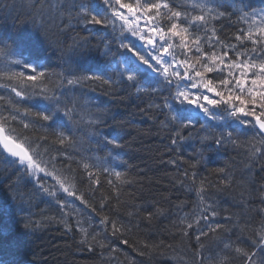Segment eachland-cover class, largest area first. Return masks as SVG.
<instances>
[{
  "label": "trees",
  "instance_id": "trees-1",
  "mask_svg": "<svg viewBox=\"0 0 264 264\" xmlns=\"http://www.w3.org/2000/svg\"><path fill=\"white\" fill-rule=\"evenodd\" d=\"M36 2L0 0V36L10 40L21 33H34L35 11L30 5ZM49 2L63 4V0ZM75 2H94L99 8L103 7L101 0ZM173 2L183 4L184 0ZM247 3L255 9L264 8V0H247ZM225 7H229L227 0ZM36 19L39 23L40 18ZM44 22L53 46L41 43L23 53L17 51L13 58L38 62L53 73L49 87L68 92L67 86L61 85L54 74L76 65L80 66L78 74L81 75L91 71L116 78L109 65L117 57L102 54L105 44L110 42L112 50L117 49L110 28L85 27L66 14L54 11L48 15L47 8ZM161 23L167 25L168 21ZM238 27L235 17L232 21L217 22L220 38L229 42H234ZM74 42H86V46L74 47ZM205 50L210 51L207 47ZM180 51L178 48L177 52ZM5 71L26 69L5 64L4 57H0V73ZM138 83L141 87L149 86L142 78ZM170 95L167 89L153 92L151 88L137 93L127 80L114 88L92 81L71 87L68 99L76 104L77 121L82 119L72 129L78 142L74 151L78 155L71 161L59 157L56 166L67 170L70 165L77 194L83 195L88 206L63 191L56 197L49 196L11 164L6 154L0 155V260L8 264H220L222 260L224 264H241L246 258L239 257L234 249L225 250L220 241L224 238L235 245L239 236L245 244H251L254 237L259 238L256 230L264 221V156L249 158L245 147L231 142L219 147L214 140L202 142L208 125L213 124L212 121L205 123L202 114L191 129V137L189 129H185L184 139H177L173 144V133L179 125L171 121L169 110L163 107L165 97ZM0 96H5V100L0 101V110L9 107V99H18L4 88H0ZM20 103L29 106L43 102L25 100ZM172 104L174 108L179 107L175 101ZM221 115L224 119L211 129L213 135L235 128L231 119L223 112ZM96 116H100L103 123L91 125L89 121ZM15 126L22 130V124ZM251 131L249 128L234 133V138L242 142ZM28 134L38 140L44 133L29 131ZM106 138L118 140L119 146L107 144ZM80 155L91 157L97 165L92 171L99 178L98 184H92L76 163ZM103 168L110 169V173H105ZM221 168L223 172L217 171ZM115 171L122 173L119 180ZM109 180L113 183L109 184ZM59 200L72 203V208L66 209L70 215L65 216ZM209 207L216 215L196 223L202 212L208 214ZM102 216L115 220L118 226H123L122 230L113 235L110 222L107 226L100 223ZM77 219L87 229L90 244L81 243L86 237L77 230ZM181 219L186 222L182 224ZM187 222L193 226L188 228ZM25 223L32 226L26 230ZM215 223L232 231L222 227L217 233L209 232L201 238L204 246L198 253L196 235L201 229L208 231V225ZM185 231L189 235L185 236ZM93 235L95 240H92ZM122 240L129 243H121Z\"/></svg>",
  "mask_w": 264,
  "mask_h": 264
},
{
  "label": "snow or ice",
  "instance_id": "snow-or-ice-1",
  "mask_svg": "<svg viewBox=\"0 0 264 264\" xmlns=\"http://www.w3.org/2000/svg\"><path fill=\"white\" fill-rule=\"evenodd\" d=\"M225 2L184 0L183 4H176L173 0H101L102 8L94 2L77 4L75 0H63V4L50 3L49 0L41 4L37 0L31 4L30 7L35 11L34 33H21L10 40L0 36V57H4L5 64L11 63L26 69L0 73V81H9L0 83V88L14 93L15 98H18L9 99V107L0 110V155L6 153L9 162L49 196L56 197L59 191H63L88 206L83 195L77 194L75 176L70 165L67 170L56 166L59 157L71 161L78 155L74 151L78 142L72 129L82 119L77 121L76 104L68 99V92L73 85L82 81L99 82L114 88L127 80L137 93L146 92L149 88L153 92L167 89L171 93L170 97H165L163 107L169 110L171 121L179 125L173 133V144L177 143V139H184L185 129H189L188 136L191 137L194 123L203 117L205 123L212 121L213 124L208 125L201 138L202 142L214 140L218 147L231 142L245 147L249 158L264 156V8H252L247 0H227L229 7L226 8ZM45 8L48 15L54 11L59 15L66 14L85 27L110 28L112 42L117 49L113 51L110 42L105 44L102 54L117 57L109 65L116 78L91 71L81 75L78 74L80 66L76 65L54 74L58 82L68 88V92L57 91L55 87L48 86L53 73L46 71L38 62L13 58L17 51L23 53L41 43L53 46L44 22ZM36 17L40 18L39 23ZM233 17L239 25L234 33V42L222 40L217 22L232 21ZM163 20L168 21L167 25L161 23ZM73 46L85 47L86 42H74ZM206 47L210 51H206ZM178 48L180 52H177ZM214 72L219 75H208ZM141 78L149 82L147 88L139 86L138 79ZM3 100L5 96H0V101ZM25 100L43 103L24 106L20 102ZM172 101L179 107L174 108ZM189 108L191 111H188ZM222 112L233 121L235 128L227 133L213 135L211 129L224 119ZM16 123L22 124V130L17 129ZM89 123L99 125L103 120L96 116ZM201 128H204L203 124ZM249 128L252 131L246 134L242 142L238 137L234 138V133L239 134ZM29 131L44 134L38 140H33ZM106 143L119 146V141L112 138H106ZM69 148L73 151L69 152ZM53 152L56 155H52ZM76 163L87 173L92 184L99 183L98 176L92 171L97 165L91 157L80 155ZM103 171L110 173L108 168H103ZM217 171L223 172L224 169ZM115 176L119 180L122 173L115 171ZM112 183L109 180V184ZM202 190H198V194ZM58 202L65 216L70 215L66 209H71L72 203L62 200ZM100 207L103 209L104 204L101 203ZM207 211V215L202 212L196 223L200 219L207 221L209 215H216L211 207ZM151 216L149 213L148 218L151 219ZM109 222L113 235L122 230L123 226H118L115 220L101 217V224L107 226ZM185 222L181 219L182 224ZM76 224L77 230L86 237L81 243L90 244L87 229L79 219ZM31 226V223L24 224L26 230ZM192 226L191 222H187L188 228ZM222 227L232 231L219 223L209 224L208 231H199L195 237L198 253L204 246L201 238L208 236L209 232L217 233V229ZM184 235L189 233L185 231ZM256 236L259 238L254 237L251 244H245L239 236L235 245L224 238L220 242L225 250L234 249L239 257L246 258L241 264H257V258L259 264H264V221L256 230ZM95 238L93 235L92 240ZM121 243L129 242L122 240ZM89 250H92L91 246ZM0 264L8 262L0 260ZM220 264H224L223 260Z\"/></svg>",
  "mask_w": 264,
  "mask_h": 264
},
{
  "label": "water",
  "instance_id": "water-1",
  "mask_svg": "<svg viewBox=\"0 0 264 264\" xmlns=\"http://www.w3.org/2000/svg\"><path fill=\"white\" fill-rule=\"evenodd\" d=\"M0 147H2V146H0Z\"/></svg>",
  "mask_w": 264,
  "mask_h": 264
}]
</instances>
